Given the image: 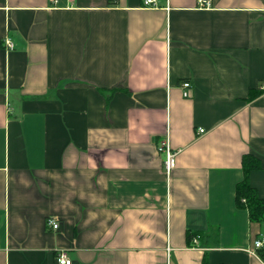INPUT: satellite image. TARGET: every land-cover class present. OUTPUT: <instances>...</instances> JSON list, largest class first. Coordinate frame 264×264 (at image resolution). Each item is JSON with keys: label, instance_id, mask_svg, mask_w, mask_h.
<instances>
[{"label": "crops", "instance_id": "0c3cea01", "mask_svg": "<svg viewBox=\"0 0 264 264\" xmlns=\"http://www.w3.org/2000/svg\"><path fill=\"white\" fill-rule=\"evenodd\" d=\"M144 1L0 0V264H264V0Z\"/></svg>", "mask_w": 264, "mask_h": 264}, {"label": "built area", "instance_id": "2783aa9c", "mask_svg": "<svg viewBox=\"0 0 264 264\" xmlns=\"http://www.w3.org/2000/svg\"><path fill=\"white\" fill-rule=\"evenodd\" d=\"M198 6L202 9H209L212 6L211 0H197ZM160 4V0H145V7L149 8H158ZM5 46L7 50H13L15 48L14 43L11 39L6 38ZM181 88L183 90V97H190V90L192 88V84L190 82H183L181 84ZM201 134L204 133V130L199 131ZM159 153L165 154V169L167 174H170L176 165V156L178 154L177 151H173L168 142H163L158 149ZM47 226L53 229H58L59 224L53 218H48ZM195 243L197 241L195 240ZM254 246L257 250L262 249L264 247V236H261L259 239L255 240ZM59 264H72V261L68 257V253L66 250H60L57 255Z\"/></svg>", "mask_w": 264, "mask_h": 264}, {"label": "trees", "instance_id": "16d2710c", "mask_svg": "<svg viewBox=\"0 0 264 264\" xmlns=\"http://www.w3.org/2000/svg\"><path fill=\"white\" fill-rule=\"evenodd\" d=\"M244 180L237 185L236 199L240 208L247 209L252 222H264V200L258 195L257 190L250 184V175L261 170L260 160L252 155L243 158Z\"/></svg>", "mask_w": 264, "mask_h": 264}]
</instances>
